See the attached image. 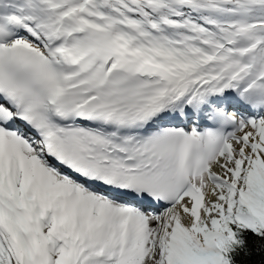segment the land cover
Segmentation results:
<instances>
[{
    "label": "snow or ice",
    "instance_id": "snow-or-ice-1",
    "mask_svg": "<svg viewBox=\"0 0 264 264\" xmlns=\"http://www.w3.org/2000/svg\"><path fill=\"white\" fill-rule=\"evenodd\" d=\"M226 90L256 118L189 128ZM260 109L264 0H0V264H231Z\"/></svg>",
    "mask_w": 264,
    "mask_h": 264
},
{
    "label": "trees",
    "instance_id": "trees-1",
    "mask_svg": "<svg viewBox=\"0 0 264 264\" xmlns=\"http://www.w3.org/2000/svg\"><path fill=\"white\" fill-rule=\"evenodd\" d=\"M244 240L243 249L230 253L231 264H264V239L254 236L250 232L241 234ZM247 250L249 255H245Z\"/></svg>",
    "mask_w": 264,
    "mask_h": 264
},
{
    "label": "bare ground",
    "instance_id": "bare-ground-1",
    "mask_svg": "<svg viewBox=\"0 0 264 264\" xmlns=\"http://www.w3.org/2000/svg\"><path fill=\"white\" fill-rule=\"evenodd\" d=\"M227 91L229 90H226L224 93H226ZM233 92V91H232ZM234 93V92H233ZM234 96H235V99H238L241 103L245 104L235 93H234ZM247 105V104H246ZM249 106V105H248ZM212 107V106H211ZM250 107V106H249ZM261 115H264V109H260L259 110ZM248 113H253V117L252 118H256V112L253 111L251 108L249 109V112ZM251 115V114H250Z\"/></svg>",
    "mask_w": 264,
    "mask_h": 264
}]
</instances>
